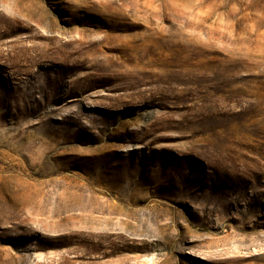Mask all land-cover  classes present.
I'll use <instances>...</instances> for the list:
<instances>
[{"label":"rangeland","instance_id":"374dc122","mask_svg":"<svg viewBox=\"0 0 264 264\" xmlns=\"http://www.w3.org/2000/svg\"><path fill=\"white\" fill-rule=\"evenodd\" d=\"M0 264H264V0H0Z\"/></svg>","mask_w":264,"mask_h":264}]
</instances>
